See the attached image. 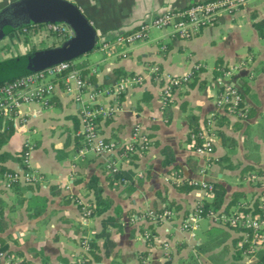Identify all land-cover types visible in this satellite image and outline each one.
I'll return each mask as SVG.
<instances>
[{
    "label": "crops",
    "instance_id": "1",
    "mask_svg": "<svg viewBox=\"0 0 264 264\" xmlns=\"http://www.w3.org/2000/svg\"><path fill=\"white\" fill-rule=\"evenodd\" d=\"M9 1L0 0V8ZM72 1L98 35L97 54L83 58L88 72L94 73L93 87L112 85L117 78L115 68L128 76H141L139 84L117 95V109L98 119L99 132L121 148L132 141L133 128L138 126L146 145L136 146L132 158L133 152L125 161L118 160L120 168L131 170L132 183L113 181L105 160L114 158L115 152L100 156L84 150L75 91L58 81L47 106L29 103L20 108L12 118L13 133L0 147L12 155L3 164L13 170L21 166L16 153L25 140L30 141L29 165L41 176L39 182H18L9 189L0 180L2 243L11 251L17 250L18 258L29 264H72L83 253L82 239L98 232L101 220L114 215L116 206L122 210V228H108L115 251L104 256L102 239H96L100 259L91 257L90 264H186L190 256L199 264H249L252 258H233L234 229L212 225L203 218L191 235L179 224L202 198H211L201 181L221 184L225 204L234 190L249 191L240 177L241 167L251 165L264 172V36L253 25L264 21V0H249L231 12H221L212 24L201 26L189 37L177 35L169 27H152L142 38L124 44L115 43L117 34L130 32L164 10H180L203 0ZM39 26L30 36L18 31L3 35L0 62L54 44V38L38 31ZM102 42L109 45L101 49ZM154 65L162 75L177 76L188 72L192 76L198 67L187 83L172 90L168 119L160 93L162 80L150 71ZM223 66L227 69L219 71ZM4 77L0 74V82ZM219 79L236 85L242 93L244 112L228 113L217 105ZM94 103L114 105L112 97L103 95ZM216 113L224 117L220 125L215 123ZM190 117L198 120L201 141L213 144L204 175L198 171L206 158L194 152V140L187 136ZM209 118L211 125L207 124ZM164 147L172 156L169 163H164ZM90 176H96L111 206L101 214L84 217L80 205L92 199L86 187ZM181 184L194 187L178 190L176 185ZM166 206L175 211L172 219L162 223L145 220L149 211ZM149 222L155 233L145 227ZM142 224L143 234L139 232ZM146 229L151 241L144 237ZM143 251L146 254L140 261ZM261 252L264 254V248Z\"/></svg>",
    "mask_w": 264,
    "mask_h": 264
},
{
    "label": "built area",
    "instance_id": "2",
    "mask_svg": "<svg viewBox=\"0 0 264 264\" xmlns=\"http://www.w3.org/2000/svg\"><path fill=\"white\" fill-rule=\"evenodd\" d=\"M249 0H203L189 3L180 10L167 9L152 16L148 21L141 22L135 29L126 33H119L115 37V43H132L142 38L149 28L169 27L174 33L183 37H189L199 30L201 26L212 24L221 12H231ZM47 36L54 38L57 44L72 35V30L65 23L47 22L42 24ZM22 35L30 34L32 31L25 26L18 31ZM51 44V45H54ZM108 42H102L101 49L108 46ZM50 46V45H49ZM197 66H195L196 68ZM150 71L156 79L162 80L160 87L161 99L165 103L171 95L172 90L179 87L190 79L191 72L184 75H162L157 66H151ZM229 74V72H225ZM61 81L65 88L75 91V99L79 104V120L81 123L80 135L83 138L84 150H90L96 155H107L109 152H115L114 158H106L105 163L109 174L116 172L119 167L118 160H124L127 154L133 152L136 146H142L146 143L145 137L141 134L139 127L135 126L132 132V141L125 148H120L113 140H108L99 132L98 117L110 116L116 109L117 95L128 90L141 82L140 75L119 76L112 85L95 89L90 81L79 74V70L72 66L68 60L60 61L56 64L45 67L44 69L28 72L7 80L0 84V113L12 115L15 117L20 108L29 103H38L47 106L49 97L56 83ZM220 87L217 93V105L228 113H240L238 110L242 95L236 85L230 80H217ZM86 96H84V94ZM103 95L113 98V106L94 103L97 98ZM207 124H212V120L207 119ZM193 138V135H191ZM194 152L206 158V161L199 169V174L204 175L209 167V158L213 154V144L210 140L203 139L199 144H193ZM32 148L30 141L25 140L22 145V165L9 172H3L0 178L5 188H10L13 183L21 182L32 184L41 181L38 172L29 165V152ZM243 182L249 187V191L243 200L242 206L248 208L242 210L236 207L224 209L209 208L204 214L199 211H191L184 216L179 224V228L188 231L191 235L199 227L201 219L206 218L212 225H222L234 229L239 236L238 245L247 251L244 257L255 260L254 264H264V258L257 260L253 253L264 248V172L253 170L248 172L243 178ZM119 182L124 184L127 179L120 178ZM196 183V182H193ZM200 185L206 193L212 197V184L208 181H201ZM259 208V211H252L253 204ZM80 210L84 217L90 216V208L85 203H81ZM148 219L162 223L172 219L175 211L166 206L161 212L149 211ZM236 227V228H235ZM150 233L145 230L144 237ZM83 253L78 256L74 264H85L83 254L88 252V240L82 239ZM238 246V247H239ZM240 248V247H239ZM20 259L8 250H0V264H20Z\"/></svg>",
    "mask_w": 264,
    "mask_h": 264
},
{
    "label": "trees",
    "instance_id": "3",
    "mask_svg": "<svg viewBox=\"0 0 264 264\" xmlns=\"http://www.w3.org/2000/svg\"><path fill=\"white\" fill-rule=\"evenodd\" d=\"M41 24H32V25H26L25 27L30 29L31 31H34V29L39 26ZM254 27L256 28V30L258 31V34H260V36H264V21H258V22H254L253 23ZM24 27V26H23ZM22 27L17 28V29H12L10 26H7L4 29V35L11 32V31H20ZM25 35V34H24ZM38 49L41 48H33L32 50H30L28 53L23 54V55H19V56H15L13 58H9L6 59L4 61H2V64H6V71L7 73L3 72L1 73V75H5L4 78H1V83L13 79L17 76L26 74L28 72H33V71H37V69L35 70V66L31 63L30 60V55L31 53L37 51ZM72 63V66L74 68H77L79 70V74L81 77L85 78L84 76H88V78H86L88 81L91 82L92 85H94L96 83V80L94 78V73H89L88 72V67H87V62L85 60H81L80 62L74 63L73 59L68 60ZM219 66H220V62L218 61ZM196 70L192 73V76L195 75V73L197 72L198 67L195 68ZM224 69H227L225 66L220 67L219 71H223ZM114 72L116 74V77L119 76H127L129 75L127 72H125L124 70H122L121 68H115ZM189 81V79L187 81H185L184 83H187ZM182 83V84H184ZM95 89H100L102 88V86L100 85H95L94 86ZM241 93V92H240ZM120 94H118V96H120ZM242 95V93H241ZM165 116L166 119H168V107L170 105V100L167 98L165 101ZM96 104V103H95ZM97 105V104H96ZM238 107L240 108L238 110V112H244V108H243V100L241 99V101L239 102ZM216 118L215 123L217 125H220L221 123L224 122V117L222 115H219L216 113V116H214ZM213 117V118H214ZM12 118H13V114L12 115H4L0 113V147L6 143V141L9 139L10 135L13 133L14 128H13V123H12ZM100 117H98L99 119ZM205 119L203 120V122L205 123ZM189 122V127L190 130L187 134L188 138L190 139V135H193V140L195 144H199L201 142V136H200V130L198 127V120L195 117H190L188 119ZM146 145V143H144L142 146L144 147ZM140 146V147H142ZM122 149L125 148V146L121 147ZM162 153L164 154V163H169V161H171L172 156L169 154V149L167 147L162 148ZM135 155V153H131L130 158H132ZM12 155L8 154L5 151H0V178L2 176L3 172H9L12 169L6 167L3 162L10 158ZM17 158L20 160L22 159V149L20 150V152L16 153ZM22 165V162H21ZM253 170H259L258 167H254L251 165H245L243 167H241L240 169V177H244L248 172L253 171ZM131 170L130 169H122L119 168L116 172H114L113 174H110V177L113 181L115 182H119L120 178H125L127 179V182L124 183V185H130L132 183L131 180ZM13 183L12 187L17 184ZM121 183V182H119ZM122 184V183H121ZM212 197L210 199L207 198H202L194 207L193 211H199L201 214H204L209 208H219L220 206H224V209H228L231 207H236L242 210H247L248 208H245L242 206L243 200L246 196V193H244L243 190H234L231 194L230 199L224 204L223 202V196H224V188L221 184L217 183V182H212ZM16 186V185H15ZM86 187L90 190V192L92 193V199L88 201L87 206L90 208V215L93 214H101L104 211H106V209H108L111 206V200L108 196L103 195L102 194V187L101 185L98 183V180L96 178V176H90L87 179V183H86ZM193 185H188V184H181V185H176V188L178 190H189L191 188H193ZM165 208V207H164ZM163 210L162 209H158L155 210V212H161ZM252 211H259V208L256 206V204H253V209ZM121 212L122 210L119 207H114V215L112 216H106L101 220V228L98 232H96L95 234H93V236L91 238L88 239V252L87 254H83L82 256L85 258V264H90L91 261V257H93L95 260L100 259V255L98 254V247L96 244V239L101 238L102 242H101V247H102V254L104 256H110L115 250V242L114 240L110 237V231H109V225L115 226L117 228V230H120L121 227V223L119 221V217L121 216ZM148 215H145V220L147 221ZM145 227H149L151 228L152 232H154L153 229V224L151 222H149L148 224H146ZM145 227H143V224L139 227V232L141 234H143V231L145 229ZM236 228V227H235ZM238 239L239 236L236 235L233 237V258L234 260H240L244 257V252L246 253L247 251L244 248V244L242 246L238 245ZM147 241H151L152 240V235L149 234L146 238ZM240 248H239V247ZM0 250H8L10 252H12L14 254L15 257H19L18 251H11L7 248V246L2 243V240L0 239ZM245 250V251H244ZM244 251V252H243ZM146 254L145 251H143L140 255H142V257H140V261H143V256ZM249 255H255V257L257 258V260H261L264 258V254L261 252V250H258L256 252L253 253H247ZM88 255L90 257H88ZM20 264H29L28 261L26 259H20L19 261ZM255 260L250 262L249 264H254ZM74 264V262L72 263ZM168 264V263H166ZM186 264H199L196 262V260L190 256L187 260Z\"/></svg>",
    "mask_w": 264,
    "mask_h": 264
},
{
    "label": "water",
    "instance_id": "4",
    "mask_svg": "<svg viewBox=\"0 0 264 264\" xmlns=\"http://www.w3.org/2000/svg\"><path fill=\"white\" fill-rule=\"evenodd\" d=\"M47 22L65 23L72 35L61 42L31 53L35 70L60 61L71 60L93 51L98 41L96 28L72 0H11L0 8V38L3 25L17 29L26 25Z\"/></svg>",
    "mask_w": 264,
    "mask_h": 264
},
{
    "label": "rangeland",
    "instance_id": "5",
    "mask_svg": "<svg viewBox=\"0 0 264 264\" xmlns=\"http://www.w3.org/2000/svg\"><path fill=\"white\" fill-rule=\"evenodd\" d=\"M8 25H3V30L7 27ZM39 29L40 30H38V31H40L41 33H44L45 31V28H44V26L41 24L40 26H39ZM22 35V34H21ZM30 36V34H26V36ZM23 36V35H22ZM25 36V35H24ZM47 47V46H46ZM97 54V52L94 50V51H91V52H89V53H87V54H84V55H81V56H79V57H76V58H74L73 59V62L74 63H77V62H80L81 60H83V58H85L86 56H93V55H96ZM6 60V59H5ZM4 61V60H3ZM2 62V61H1ZM0 62V72L2 73L3 72V74L4 73H7V71H6V64H2ZM0 73V74H1ZM245 183V182H244ZM246 184V183H245ZM248 192V191H247ZM247 192H246V194H247Z\"/></svg>",
    "mask_w": 264,
    "mask_h": 264
}]
</instances>
